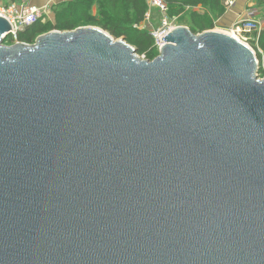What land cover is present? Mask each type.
<instances>
[{"label":"water","instance_id":"95a60500","mask_svg":"<svg viewBox=\"0 0 264 264\" xmlns=\"http://www.w3.org/2000/svg\"><path fill=\"white\" fill-rule=\"evenodd\" d=\"M0 264H264V77L178 25L142 59L83 25L5 44Z\"/></svg>","mask_w":264,"mask_h":264},{"label":"trees","instance_id":"16d2710c","mask_svg":"<svg viewBox=\"0 0 264 264\" xmlns=\"http://www.w3.org/2000/svg\"><path fill=\"white\" fill-rule=\"evenodd\" d=\"M19 1L23 2L8 0L6 3H21ZM165 1L169 14H181L179 18L184 20L194 33L213 29L216 20L226 12L221 0ZM258 3L264 7V0H258ZM94 6L95 12L92 9ZM198 6L201 10L195 9ZM186 7L190 10L182 14ZM51 9L50 20L42 22L40 18H36L33 23L18 32V40L33 43L38 35L50 30H73L81 25L92 24L108 31L114 38H123L136 49L137 53L144 54L146 59L151 60L158 55L151 34L146 29L134 26L144 17L147 9L144 0H58ZM9 41L12 42V39ZM258 44L264 55V27L260 31ZM261 56L258 54V58Z\"/></svg>","mask_w":264,"mask_h":264},{"label":"built area","instance_id":"2783aa9c","mask_svg":"<svg viewBox=\"0 0 264 264\" xmlns=\"http://www.w3.org/2000/svg\"><path fill=\"white\" fill-rule=\"evenodd\" d=\"M147 9L143 19L134 24L138 29H146L149 26V33L154 38L155 46L159 52L160 45L164 43L163 37L170 32L174 27L178 26L177 16L170 15L168 5L165 0H144ZM223 6L227 9L231 8L236 0H221ZM49 10L48 5L37 6L27 1L21 3L10 2L4 4L0 2V16L5 17L11 29L6 36L4 43L12 44L18 42V32L35 21L36 18H41ZM258 11L253 5L247 6L239 19L229 28V33L236 39L247 44L256 55H262L258 58L259 72L261 71L262 61L264 59L263 51L258 44V37L262 29L261 22L258 20ZM12 39V42L9 41ZM146 59L145 55L141 56Z\"/></svg>","mask_w":264,"mask_h":264},{"label":"crops","instance_id":"0c3cea01","mask_svg":"<svg viewBox=\"0 0 264 264\" xmlns=\"http://www.w3.org/2000/svg\"><path fill=\"white\" fill-rule=\"evenodd\" d=\"M58 0H27V2L32 3L37 6H43L45 4H50V2L55 3ZM253 0H236L235 4L226 10L225 14L216 20V28L229 29L243 13L244 9L252 5ZM258 11V9H257ZM214 27V28H215Z\"/></svg>","mask_w":264,"mask_h":264},{"label":"rangeland","instance_id":"374dc122","mask_svg":"<svg viewBox=\"0 0 264 264\" xmlns=\"http://www.w3.org/2000/svg\"><path fill=\"white\" fill-rule=\"evenodd\" d=\"M23 1H27V0H23ZM254 2H252L251 4L253 5V7H255L256 9H258V14H257V16H258V20L261 22V26H262V28L264 27V7H262V5L261 4H259L258 3V0H253ZM0 2H2V3H4V4H7L6 2H8V0H0ZM19 2H22V1H19ZM54 3L52 2H50V4H45V5H48V7H49V10L47 11V13L46 14H44V15H42L41 16V21L42 22H46L47 20H50L51 19V17H52V9H51V7H52V5H53ZM93 9V12H95L96 10H95V6L92 8ZM193 8H191V10H192ZM195 9H197V10H201V7L200 6H198V7H196ZM188 10H190L188 7H186L185 9H184V11L182 12V14H184L186 11H188ZM203 11V10H202ZM176 16H177V18H179V16H181V14H176ZM184 18V17H183ZM178 24L179 25H185V26H187L188 27V25H186V22H184V20H182V19H178ZM87 25H91V26H95V27H98V26H96V25H92V24H87ZM81 26H83V25H81ZM80 27V26H79ZM100 28V27H99ZM213 29H217V30H222V31H226V32H228L229 33V29H221V28H213ZM146 30L149 32V26H147L146 27ZM48 32V31H47ZM131 45V44H130ZM137 55L138 56H142V55H144V54H140V53H137ZM257 57H258V55H257ZM259 76L260 77H264V59H263V61H262V66H261V71L259 72Z\"/></svg>","mask_w":264,"mask_h":264}]
</instances>
